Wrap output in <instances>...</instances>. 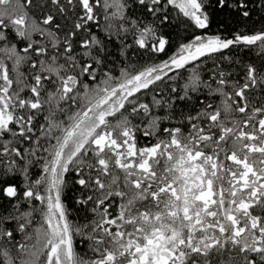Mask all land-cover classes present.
Masks as SVG:
<instances>
[{
    "label": "snow or ice",
    "instance_id": "snow-or-ice-1",
    "mask_svg": "<svg viewBox=\"0 0 264 264\" xmlns=\"http://www.w3.org/2000/svg\"><path fill=\"white\" fill-rule=\"evenodd\" d=\"M0 264H264V0H0Z\"/></svg>",
    "mask_w": 264,
    "mask_h": 264
}]
</instances>
